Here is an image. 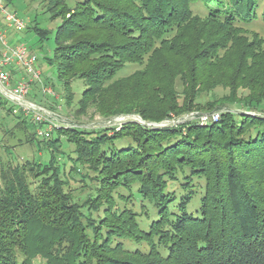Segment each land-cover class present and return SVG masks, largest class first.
<instances>
[{"label":"trees","instance_id":"trees-1","mask_svg":"<svg viewBox=\"0 0 264 264\" xmlns=\"http://www.w3.org/2000/svg\"><path fill=\"white\" fill-rule=\"evenodd\" d=\"M49 1L51 19L60 22L46 61L68 104L73 90L81 93L78 114L94 107L106 119L136 115L145 123L194 109L221 115L204 126L62 127L48 139L24 117L31 142H44L50 153L43 166L0 170V264H32L38 256L46 264H264V40L238 37L264 22V0ZM26 32L43 50L50 31L33 21ZM129 66L142 69L117 79ZM164 69L168 82L149 77ZM219 87L228 95L199 102ZM0 108L12 110L6 102ZM63 136L76 146L77 162L96 174L95 196L85 205L103 209L98 222L85 225L53 168ZM120 189L132 206L135 195L144 202L143 224L133 209L116 214Z\"/></svg>","mask_w":264,"mask_h":264},{"label":"rangeland","instance_id":"rangeland-1","mask_svg":"<svg viewBox=\"0 0 264 264\" xmlns=\"http://www.w3.org/2000/svg\"><path fill=\"white\" fill-rule=\"evenodd\" d=\"M10 8L25 20L27 26L30 25L33 21H36L41 28L50 31L48 39L43 44V50L39 49L38 38L34 33H28L26 32V30H24L16 34L22 42L26 43L28 47H30L37 54L40 66L43 70L44 83L48 86H51L50 84L52 83L55 85V88L53 89L61 97L60 101H58V104L62 106L61 116L65 119L66 122L70 124V127L80 129L85 132L102 131V129L109 127H117V129L120 130L122 125L129 121L147 124L149 127H167L169 125L172 126L184 124L187 122H195V120H193L190 116L196 113H220L221 115V111L205 112L194 109L193 111L182 114L181 116L171 114L170 117H167L161 122L145 123L139 116L136 115H121L111 119H106L94 107L88 109L86 114H78V103L81 99V93L77 89L73 90L72 100L70 104H68L65 99L66 92L60 87L56 72L50 69L46 61V58L50 59L54 55L55 30L60 22V19H51L52 12L55 10H52V12L47 11L50 8L53 9V5H50L49 0H12ZM198 8L201 9L200 13L204 14L203 6L199 5ZM244 29L245 30H243V32H238L239 39H241V41H243L244 43L253 44V42L257 40H264L263 21L260 20L254 24L247 25L244 27ZM140 69H142V67L140 66H129L117 76V79L130 76ZM167 72L168 71L165 70L161 71L160 74L159 72L158 74L151 73L149 77L155 81L160 80L163 82H168L170 76ZM175 84L177 91H182L179 78L176 79ZM34 89L36 92L38 91L36 87ZM129 92L133 93L132 91H127L120 95L122 97V103H127V100L130 99L131 94ZM228 92L229 90L219 87L212 94L203 93L200 96L199 102L201 104H204L214 98H222L228 95ZM242 93L243 92L240 91L239 94L242 95ZM36 97H38L37 99L40 103L54 109L55 101L53 99L46 97L45 95L40 93H38V96ZM9 108H12L10 114H8L6 111L0 112V170L2 167H7L9 164H11L12 166L24 165L25 163H38L42 166L45 165L48 161L50 153L49 148L44 144V142H31V139H33L34 137L32 135V133H34L33 129L29 124L23 123L22 119H24V117L18 110V108H16L15 106L13 107L12 105L9 106ZM233 110L237 114L246 113L240 112L239 108H234ZM60 141L61 145L57 149L58 151H56L55 153V166H53V168L56 167L55 170L56 172L58 171L60 178L64 183L62 186L64 190L69 191L73 195L74 201L82 207L81 211L85 219V225H89L90 221L92 223L98 222L103 218V209H101V211L99 212H96L94 210H91L88 205H85L88 199H92L95 196L94 192L97 188V184L95 183V181H93V179L96 174L92 172L88 168V166L82 167L81 164L77 162L76 146L68 139V137L63 136L60 138ZM124 145L125 143L123 141H119L116 144L118 148L123 147ZM119 192L121 194L123 193L124 196H129V193L123 189L116 191L114 196V201L116 202V214L123 211L126 207L133 209L135 213L140 215L139 221L143 224L144 221H146V218L144 216L145 208L144 206L141 207V204L144 205L142 199L138 195H135V198H133L134 205L132 206V200H125L119 194ZM90 236H92V234ZM118 242H121V240L115 239V243ZM125 246L131 251H134L136 249L148 251V247L144 243L133 244L125 242ZM18 258L19 263H21L23 258L20 255ZM32 264H46V260L38 256L32 261Z\"/></svg>","mask_w":264,"mask_h":264},{"label":"built area","instance_id":"built-area-1","mask_svg":"<svg viewBox=\"0 0 264 264\" xmlns=\"http://www.w3.org/2000/svg\"><path fill=\"white\" fill-rule=\"evenodd\" d=\"M10 6L7 0H0V102L18 108L34 125L37 136L48 139L57 129L70 124L61 116L60 95L44 83L37 54L16 34L26 30L27 23ZM38 93L53 99L54 109L40 103ZM190 117L204 126L217 122L220 113H196Z\"/></svg>","mask_w":264,"mask_h":264}]
</instances>
